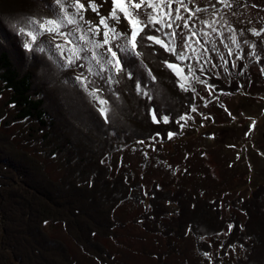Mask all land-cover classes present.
<instances>
[{
    "label": "trees",
    "instance_id": "16d2710c",
    "mask_svg": "<svg viewBox=\"0 0 264 264\" xmlns=\"http://www.w3.org/2000/svg\"><path fill=\"white\" fill-rule=\"evenodd\" d=\"M6 1H10L8 3L15 2L14 0H0V6ZM31 1L35 2V0L22 1L25 4H20L21 8L13 13L14 15L8 16L6 20L16 19L33 11H42L44 16L50 15V12L45 9V5L41 2L34 5V9L31 10L30 5L34 3ZM10 10L7 9L6 11ZM39 14L41 13L39 12ZM14 25H17V23L7 26L4 22L5 30L0 28V31L3 32L2 36H6L5 31L8 32V30L13 35H10V37L7 35L9 39L11 38V42L6 37L0 39V93L4 90L10 94L8 102L0 107V146H15L12 150L13 155L11 153H8L10 155L0 153V246L2 242L4 248V252L0 249V264H24V257L29 259V253L33 258L48 263L50 262L44 256L51 253L53 261L55 260L61 264H71L72 256L67 245L64 246L61 243L63 241H57L49 233L53 232L56 226L63 227L65 231L70 233L75 243L81 242L78 233H82V226L72 213H78L79 210L86 211L87 209L88 212L97 215L96 220H91L83 233L87 244L89 243V237L93 235L90 239L92 241L103 228L110 236H113L115 229L114 213L121 206L120 204L125 201V197H122L124 196L123 190L120 187L123 183L125 184V179H128L130 171L124 169L125 173L122 171L119 174L112 175L110 168H107L106 164L98 163V159L99 162L100 159L106 161L105 155L116 149L117 142L127 146L135 142L134 140L148 138L152 141L158 136L161 142L166 143L169 140L168 132L170 131L174 132V135L180 136V125L183 124L180 117L185 114L188 116L192 112L195 97L191 90L188 92L182 91L177 86L175 74L160 62L168 59L169 62L177 63L175 57L165 53L159 45L147 47L146 45L151 42H145V46L138 45V50L143 54L140 59L143 60L145 66L139 68L143 70L142 75L139 76L142 84L149 85L148 90L153 96L152 100H148L137 93L135 88L137 79L136 76H133L132 79L128 78L129 68H125L122 75L112 70L111 72L105 71L102 74L103 78L98 76L89 77L90 80L96 82V86L102 89L99 95L110 102L108 106L109 119L106 123L94 107L96 102L81 90L78 84L74 86V80L71 75H67V69L62 70L59 68L58 57L53 49L49 47V40L39 37L34 47H44L45 51L43 53L32 51L33 54H31L24 48L20 49L24 38L21 37L20 39V36L15 34ZM156 27H159V25ZM145 32L159 35L151 24L145 28ZM199 39L203 41L201 38ZM12 56H15L17 60H22V63L25 62L24 64L31 66L32 69L23 72V66L18 67V63L13 61ZM187 63L186 61L185 64L187 65ZM139 64L140 60L137 59L136 65ZM202 65L206 74L212 73L206 68L205 63H202ZM240 67L241 70H244L245 66L242 60ZM238 70L242 72L240 69ZM75 71L80 72L85 71V69H75ZM148 71H151L156 77L155 81H151L148 77ZM195 72L202 79H205V76H202L198 70ZM70 73L72 76H76L73 71H70ZM206 76L209 78L208 75ZM109 77L118 81V83H108ZM38 78L41 79L39 82ZM214 82H218L219 85L222 83L218 77H214ZM235 91L232 89L231 94H235ZM51 92H54L60 98L59 104L55 105L50 101ZM52 100L54 101L53 96ZM149 108L166 111L172 117L170 122L168 124L163 122L153 123L150 114L147 113ZM8 110L11 111L10 117ZM66 122L67 124L64 126ZM19 123L26 126V129L18 135L7 133V129L11 125ZM164 126H167V129H164ZM63 137H67L64 146L49 143L52 138L61 140ZM85 137L90 140V144L83 150ZM15 139H19L21 143H16ZM38 142L43 143L41 145L51 144L52 146L46 151L47 155L50 158L63 161V170L58 176L47 173L43 166L35 160V157L26 151L25 146H39ZM16 146L21 148H16ZM22 153L23 157L20 156ZM64 153L65 157L63 156ZM74 158L76 163L85 161V164L90 163V166L75 167L74 170L70 171L73 165L69 160L73 161ZM51 176L58 177V179L54 180ZM172 192V190H169V193L165 195L166 198L162 196L166 202L179 205L178 218L173 221L172 226L175 225L174 222L179 223V226L185 229L186 236L191 233L194 238H197L199 244L205 242L210 245V240L213 237L223 236L221 241L222 252L219 256H214V261L217 260L218 264H225L228 253L241 250L242 254L236 260L237 264H264V249L262 248V245H264L263 189L258 190V193L254 195L251 193V196L249 195L246 199L239 198L234 206L231 205L235 211L246 218L245 222L237 220L236 215L233 213L224 217L217 212V208L220 206L219 202L209 204L204 198H202L204 201L202 206L196 205L195 210L189 208L184 212L183 206L178 200L191 199V195L185 192L182 193L181 190H175L176 194L184 195L183 198L177 199V196ZM34 193L48 198L52 203L46 206L45 202L42 204V201H34V198L38 199V195ZM51 193L59 197L57 201H53ZM65 195L70 198V204H67V206L70 205L71 211L74 210L73 212L65 207L66 204L63 202V199H66ZM98 199L101 205L103 202L106 203L101 212L98 211V207L94 206ZM193 208L194 204H192ZM168 213L170 214V212ZM150 217H153V215H150ZM157 217H153V219L155 221L159 219L160 221L165 218L163 213ZM214 217L217 219L216 221H214ZM255 219L256 221H254ZM144 220H146L145 217L140 214L133 219V223L143 225L141 223ZM148 221H151V219ZM216 222L217 225H215ZM229 225H233L231 231ZM124 227L125 224L123 223L121 229ZM143 227L144 230L149 231L145 224ZM23 229L26 231L25 236L22 232ZM215 230V233H211ZM171 231L170 234L158 232L163 236H173V238L166 240V249L171 247L167 246L170 240L175 239L172 227ZM81 243L84 244V242ZM26 246L27 253H23L26 251ZM104 248L106 249V247ZM201 249L209 254V248ZM89 251L92 252V250ZM85 253L89 252L86 251ZM93 256L97 262H105L110 259L108 254L98 256L97 253H93ZM208 257L210 259V254ZM113 258L117 260L114 255ZM32 261L33 259H31ZM28 264H30V261ZM227 264L233 263L228 261Z\"/></svg>",
    "mask_w": 264,
    "mask_h": 264
},
{
    "label": "rangeland",
    "instance_id": "374dc122",
    "mask_svg": "<svg viewBox=\"0 0 264 264\" xmlns=\"http://www.w3.org/2000/svg\"><path fill=\"white\" fill-rule=\"evenodd\" d=\"M14 1H11V3L6 1L0 6L1 29L5 30L4 22L7 26L17 23L16 19L6 20V18L14 15L13 13L21 8L20 4H25L22 1L28 0ZM40 2H45V8H47L52 0H35L30 5V9H34V5ZM82 2L85 3L87 9V0H82ZM95 2L100 5V15L107 16L111 10V0H95ZM212 3L215 4V8L218 10L215 15L213 14V8L209 5V0H196L195 5L190 6L207 9V11L196 13L190 24L195 25L198 36L201 31L210 32L208 39L214 41L216 45V51L200 55L198 63L195 54L189 55L187 60V65L190 64L193 71H199L200 65L205 63L206 68L214 74L203 72L202 76H205V79L199 77L204 83L194 80L189 86V90L195 89V92H192L195 97L194 107L197 111H192L188 114L189 118L183 120L184 126L181 127L180 136L174 135L166 143L154 139L149 143H138L120 150L123 146L120 142H117L114 152L111 155L110 152L105 155V158L110 156L105 162L101 160L99 162L98 159V163L106 164L107 168H110L112 175L119 174L124 169L130 171L128 179H125V184L123 183L120 187L121 190H124V196L122 197H125V201L120 204L121 206L119 205L120 207L114 213L115 229L113 236H110L103 228L92 241L90 240L93 237L91 234L92 237H89V243L87 244L83 233L90 221L96 220L97 215L88 212L87 209L86 211L79 210L78 213L73 212L74 210L71 211L70 205L67 206V204H70V198L65 195L66 199H63L64 204H66L65 207L73 212L72 214L82 226V233L79 232L78 236L84 244L81 242L75 243L70 233L65 231L63 227L56 226L53 232L49 234L57 241H63L61 243L64 246L67 245L72 256L71 264H117V260L113 258V255L118 259V264H218V261H214L213 258L215 255L219 256L222 252L221 241L223 236L213 237L209 243L211 246L205 242L199 244L197 238H194L191 233L186 236L185 229L181 228L179 223L174 222L175 225L172 226L173 221L178 218L179 205L166 202V193L172 190L177 199L183 198L184 195L176 194L175 190H181L182 193L185 192L191 195V199L178 200L182 204L184 212L189 208L195 210L196 205L202 206L204 204L202 198H204L209 204L219 202L220 206L217 208V212L224 217L233 213L236 215L237 220L245 222L246 218L235 211L231 205L234 206L239 198L246 199L249 195L251 196V193L253 195L257 194L260 189L264 191V73L261 72V69H264V33L255 36L251 32L253 28L257 30L264 28V0H232V7H225L221 3H216V0H212ZM7 9L11 10L6 11ZM33 12L36 13L37 11ZM85 19L91 20L94 24L99 22V17L90 9L85 11ZM213 20L216 21L214 26L217 28V32L222 35L211 33V30L205 28L204 24L201 23V21L211 22ZM117 27L120 30H126L127 22L121 17V24ZM176 30L187 32L183 29L182 24L180 29ZM5 32L9 37L10 35L13 36L9 30ZM2 33L0 31V39L4 37L9 39L7 35L2 36ZM233 35L237 37L239 47H237V44L232 43L231 37ZM98 38L102 39V35ZM199 38L205 39L202 36H199ZM54 43H63V41L56 38ZM225 44L229 47L226 48ZM49 46L55 52L54 45ZM195 47L197 52L201 51L199 45H195ZM208 47L211 48V44ZM22 48L21 45L20 49ZM229 48L233 53L231 56L228 55ZM221 56L228 61L227 65H225L224 60L220 59ZM237 56L240 57L239 60L236 59ZM12 59L18 63V67L23 66V72L32 69L31 66L25 65V62L22 63V60H17L15 56H12ZM241 60L245 66L244 70H241L240 67ZM233 63L236 67H232ZM72 71L75 75L79 72ZM185 71H187V67ZM142 73V69L136 71V75H142ZM67 75H71L74 80L75 77L72 76L69 70ZM214 77L221 80V85L214 82ZM40 80L38 78V82ZM78 87L80 88V86ZM232 89L236 90L235 94H231ZM9 96L10 94L7 91L3 90L0 93V107L8 102ZM50 98V101L55 105L59 104L60 98L54 92H51ZM115 105L119 107L118 104L115 103ZM10 113L11 111L8 110L9 117ZM66 124L67 122L64 123V126ZM24 129H26V126H22L21 123L13 124L7 129V133L18 135ZM164 129H167V126H164ZM66 140L67 137H63L61 140L52 138L49 143L64 146ZM15 142H19V139H15ZM49 143L45 145L39 143V146H25V148L43 166L47 173L58 176L63 170V161L50 158L47 155L46 151L52 146ZM89 144L90 140L85 137L82 149L85 150ZM20 146H16V148H21ZM14 147L12 145L9 147L6 145L0 146V153L2 155L8 153L13 155L12 150ZM68 153L72 155L70 152ZM20 156L23 157V153ZM63 156L65 157V153ZM90 160L93 161L94 159ZM69 161L73 165L70 171L74 170L75 167L90 166V163L85 164V161L76 163L75 158L73 161ZM55 176H51V178L58 179ZM106 180L108 181V179ZM37 195L38 199L34 198V201H42V204L45 202L46 206L52 203L48 198ZM162 196H165V198L163 199ZM51 198L53 201H57L59 197L52 194ZM99 201L98 199L93 203L101 212L106 203L103 202L101 205ZM116 202L118 203V201ZM192 204H194L193 209ZM40 213L42 214V212ZM162 213L165 216L163 220L159 221L158 219V221H155L153 219V217L160 216ZM140 214L146 219L141 224H145L149 231L144 230L143 225L133 223V219ZM150 215H153V217H150ZM149 219L151 221H148ZM216 220L214 217V221ZM123 223L125 227L121 229ZM215 225H217V222ZM171 227L175 239L170 240L167 246L171 247L166 249L165 240H169L173 236H163L159 233L170 234L172 232ZM22 232L25 236V229ZM202 232L205 233L204 230ZM215 232L216 230L211 233ZM91 243L93 244L90 246ZM201 248H209L211 261L208 257L209 254L205 256V252ZM262 248L264 249V245H262ZM0 249L4 252L2 242ZM85 250L89 253H85ZM89 250H92V252ZM240 251L235 250L228 253L225 264L228 261L237 264L236 260L242 254ZM23 253H27V246L26 251ZM93 253H97L98 256L108 254L110 259L105 262H97ZM50 254L43 255L50 262L48 263L33 258L29 253V259L24 257V264H28L29 261L30 264H61L55 260L53 261ZM31 259H33L32 262Z\"/></svg>",
    "mask_w": 264,
    "mask_h": 264
},
{
    "label": "snow or ice",
    "instance_id": "6c2138e0",
    "mask_svg": "<svg viewBox=\"0 0 264 264\" xmlns=\"http://www.w3.org/2000/svg\"><path fill=\"white\" fill-rule=\"evenodd\" d=\"M195 3L196 0H138V2L137 0H111V10L107 16H103L100 15V5L95 0H87V9L82 0H52V3L47 5L50 15L40 16L38 13L30 12L17 17V25L13 26V30L16 35L24 37L22 47L28 52L39 51L43 53L45 51L44 47L34 46L37 44L39 37L50 36L49 45H54L60 69L69 71L85 69V71L76 74L74 86L78 84L96 102L94 105L96 111L107 123L110 102L99 95L102 89L96 86V82L90 80L89 77L98 76L103 78L102 74L105 71L111 72L112 70L122 75L125 68H129L128 78L132 79L139 68L145 67L143 60L140 59L143 54L138 50V45L145 46V42H151L146 45L147 47L159 45L165 53L175 57L177 63L169 62L168 59L160 62L175 74L177 86L182 91L188 92L189 86L194 80L204 83L203 80H200L197 72L193 71L192 66L185 64L189 55L195 54L198 63L200 55L216 51L215 42L208 39L210 32L201 31L199 36L205 38L201 41L197 38L195 25L190 24L196 13L207 11V9L199 6L190 7ZM216 3H221L225 7L233 6L232 0H216ZM209 5L213 8V14L215 15L218 10L212 0H209ZM88 9L99 17L98 23L94 24L91 20L85 19V11ZM121 16L127 22L126 30H120L117 27L121 24ZM201 23L204 24L205 28H209L211 33L222 35L217 32V28L214 26L215 20L211 22L201 21ZM149 24L159 35L145 32V28ZM181 24L187 32L176 30L180 29ZM157 25L159 27H156ZM230 31L232 30L230 29ZM251 32L253 35L259 36L264 33V28L259 30L253 28ZM101 35L102 39H99L98 37ZM56 38L62 40L63 43H54ZM231 40L233 44H237V47H239L235 35L231 37ZM209 44H211V48L208 47ZM195 45L200 46V52H197ZM225 47L228 48L229 46L225 44ZM228 55H233L230 48ZM137 59L140 60L138 66L136 65ZM220 59L224 60L225 65H227L228 61L223 56ZM236 59L239 60L240 57L237 56ZM185 67H187V71H185ZM232 67H236L235 63ZM204 71V66L200 65L199 73L202 74ZM261 72L264 73V69H261ZM147 75L151 81L156 80L151 71H148ZM136 79L135 88L137 93L148 100H152L153 96L148 90L149 85L142 84L139 75H136ZM108 83H118V81L109 77ZM192 91L195 92V89L193 88ZM192 111L195 112L197 109L193 107ZM147 113L150 114L153 123L163 122L168 124L171 119L170 114L162 109L149 108ZM188 118L185 114L180 117V120H187ZM180 127H183V124ZM173 135L174 132H168L169 138H172ZM138 142L143 143V141ZM228 227L231 231L233 225ZM204 255L208 256V253Z\"/></svg>",
    "mask_w": 264,
    "mask_h": 264
},
{
    "label": "clouds",
    "instance_id": "9594fccd",
    "mask_svg": "<svg viewBox=\"0 0 264 264\" xmlns=\"http://www.w3.org/2000/svg\"><path fill=\"white\" fill-rule=\"evenodd\" d=\"M43 4L45 5V3L43 2ZM45 9H47L48 11H49V8L47 7V8H45ZM39 12L41 13V14H39ZM39 12H36V13H38L40 16H44V13L42 12V11H39ZM50 12V11H49ZM18 36V35H17ZM22 38H24V37H22ZM45 38V37H44ZM20 39H21V36H20ZM45 39H47V38H45ZM48 40V39H47Z\"/></svg>",
    "mask_w": 264,
    "mask_h": 264
},
{
    "label": "bare ground",
    "instance_id": "6f19581e",
    "mask_svg": "<svg viewBox=\"0 0 264 264\" xmlns=\"http://www.w3.org/2000/svg\"><path fill=\"white\" fill-rule=\"evenodd\" d=\"M101 160V159H100ZM97 164V163H96ZM104 167V166H103ZM104 171H106V170H104ZM110 171V170H109ZM103 172V171H102ZM107 172V171H106ZM105 174V173H104ZM102 175V174H101ZM104 178V177H103ZM91 179V178H90ZM119 183V182H118ZM116 187V186H115ZM124 191V190H123ZM117 192H118V190H117ZM121 196V195H120Z\"/></svg>",
    "mask_w": 264,
    "mask_h": 264
},
{
    "label": "water",
    "instance_id": "95a60500",
    "mask_svg": "<svg viewBox=\"0 0 264 264\" xmlns=\"http://www.w3.org/2000/svg\"><path fill=\"white\" fill-rule=\"evenodd\" d=\"M264 136V135H263Z\"/></svg>",
    "mask_w": 264,
    "mask_h": 264
}]
</instances>
